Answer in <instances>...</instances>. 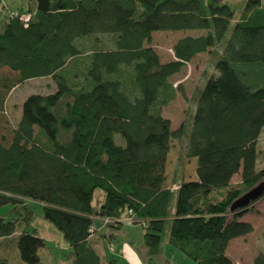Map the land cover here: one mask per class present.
<instances>
[{"label":"trees","instance_id":"16d2710c","mask_svg":"<svg viewBox=\"0 0 264 264\" xmlns=\"http://www.w3.org/2000/svg\"><path fill=\"white\" fill-rule=\"evenodd\" d=\"M27 14L0 17V70L20 75L6 89L51 77L55 90L29 95L13 141L0 143V206L21 207L12 219L0 216V238L22 228L19 258L40 264L47 240L26 230L40 203L69 244L72 264H102L91 240L96 216L115 219L109 225L117 229L127 217L145 222L150 258L167 234L195 264H232L230 242L254 230L241 218L264 198L263 187L249 206L231 211L264 183V167H257L264 0H247L230 33L237 10L220 0H29ZM179 30L204 33L179 39L176 60L162 62L150 45L153 32ZM210 51L218 55L217 73L199 91L188 127L173 130L163 115L177 94L170 77ZM184 135L188 156L197 158L196 179L173 190L166 161L171 139ZM238 172L242 182L234 185ZM97 189L104 192L99 207ZM253 264H264V253Z\"/></svg>","mask_w":264,"mask_h":264},{"label":"rangeland","instance_id":"374dc122","mask_svg":"<svg viewBox=\"0 0 264 264\" xmlns=\"http://www.w3.org/2000/svg\"><path fill=\"white\" fill-rule=\"evenodd\" d=\"M28 1L0 0V17L10 12L26 14ZM220 1L232 4L237 10V15L229 30L230 33L244 12L247 0ZM199 32L203 33L204 31L156 32L152 35L150 45L159 54L162 62H170L176 60L174 47L177 41L186 35H197ZM91 45L90 42L89 46ZM221 49L222 47L219 46L218 50ZM217 58L218 55L211 51L200 53L187 63L179 73L170 77V82L177 89V94L175 99L163 108V115L165 118L170 119L173 130H177L181 124H186L188 127L196 110L199 91L203 88L209 76L217 73L215 68ZM19 78L20 75L17 72H13L8 68L0 70V143L5 146L11 144L18 130L24 100L32 94H48L55 90V83L51 77L33 78L19 83L10 90L6 89L7 83L16 82ZM2 98L4 99L2 100ZM187 144L188 138L186 135L180 138L173 137L170 141V150L166 161V187L173 190L182 181L196 179L197 160L188 156ZM259 147L261 161L264 162V132L261 135ZM240 183L236 179L233 182L234 185ZM103 198L104 192L97 189L93 205L99 207ZM27 203L31 204L29 201ZM33 205L35 207V217L31 226L27 227L26 230L31 232L33 228H37L41 234L46 236L48 247L45 249V253L49 254L50 260L47 262L46 259L44 264H72L71 260L68 259L69 248L63 233L52 222L44 218L43 206L40 203ZM19 211H21L20 204L10 203L0 206V216L7 219L16 217ZM244 217L252 222L254 230L247 234L249 236L245 239L241 236L242 238L231 242L229 254L232 264H252L258 253H264V198L255 202ZM93 224L97 228L102 226L103 228L98 231L108 235V239L102 243L100 251L102 250L110 257L117 256L119 264H195L191 258L170 245L167 234L164 237L160 253L150 258L144 245V227L140 223H126L120 229H117L104 224L101 217L96 216L93 219ZM110 232L116 233L117 237L110 238ZM10 237L2 240L8 242H0V250L4 247L7 248L9 256L13 257L15 246L11 240L12 236ZM109 242L114 243L115 247L110 245L111 248H109ZM5 264L12 263L6 262Z\"/></svg>","mask_w":264,"mask_h":264},{"label":"crops","instance_id":"0c3cea01","mask_svg":"<svg viewBox=\"0 0 264 264\" xmlns=\"http://www.w3.org/2000/svg\"><path fill=\"white\" fill-rule=\"evenodd\" d=\"M27 14V13H26ZM156 32H160V31H155V32H153V33H156ZM204 33V32H203ZM202 32H199V34H197V35H190V36H199V35H202L203 34ZM186 36H189V35H186ZM186 36H184V37H186ZM184 37H182V38H184ZM181 39V38H180ZM200 54V53H199ZM198 55V54H197ZM263 132H264V128L262 129V132H261V134H260V136H259V139H258V148H259V150H260V147H259V143H260V138H261V135L263 134ZM196 160H197V158H195ZM257 167L258 168H263L264 167V162H262L261 161V157H260V155H259V157H258V160H257ZM237 180L238 182H242V176H241V172H238L237 174H235L234 176H233V178H232V183L234 182V180ZM245 215V214H244ZM244 217V216H243ZM102 219V218H101ZM242 220H246L245 219V217L244 218H241ZM246 221H248V220H246ZM250 222V221H249ZM252 223V222H251ZM94 227H95V225H94ZM101 228H103L102 226H101ZM99 226H98V228L97 227H95V232H94V234H93V236H92V238H91V240H92V243H93V246H94V248L96 249V251L98 252V254L100 255V257H101V263L102 264H107L108 262H109V260H117V264H119L120 262H119V259L118 258H116L117 256H113V257H110L108 254H106L105 252H103L102 250L100 251V248H101V245H102V243L105 241V240H107L108 239V235L107 234H102V233H100L98 230L99 229H101ZM37 229V228H36ZM21 230H19V232H20ZM18 232V233H19ZM18 233H16V235H14V236H12V241H13V243H14V248H13V251H14V253H13V257H10L9 256V254H8V249L7 248H5L4 247V249H2V250H0V261H3V262H10V263H12V264H26V263H24V262H22L21 260H20V258H19V253H18V249H17V247H16V241H15V238H16V236H17V234ZM39 234L42 236V237H44L46 240H47V238H46V236H44L43 234H41L40 232H39ZM110 235V238H115V237H117V235H116V233H114V232H110L109 233ZM247 236H249V235H245V236H242L244 239L247 237ZM242 237H237V238H235V239H233L231 242H233L234 240H236V239H239V238H242ZM5 238H11V237H1L0 238V242H6V241H2V240H4ZM10 240V239H9ZM11 241V242H12ZM8 242V241H7ZM231 242H230V244H231ZM108 245H109V248H111L110 247V245H113V247H115V245H114V243H112V242H109L108 243ZM112 247V248H113ZM229 247H230V245H229ZM229 247H228V249H227V254L230 256V254H229ZM68 248H69V244H68ZM45 249H47V248H44V249H42V250H40V254H41V258H42V260H41V263L40 264H44V262H46V259H47V262H48V260H50V256H49V254L48 253H45ZM46 254H47V256H46ZM231 258V257H230ZM195 263V262H194ZM253 264V263H252Z\"/></svg>","mask_w":264,"mask_h":264},{"label":"water","instance_id":"95a60500","mask_svg":"<svg viewBox=\"0 0 264 264\" xmlns=\"http://www.w3.org/2000/svg\"><path fill=\"white\" fill-rule=\"evenodd\" d=\"M263 187L264 183H261L236 199L231 205V211H236L249 206L252 201L258 199L261 196Z\"/></svg>","mask_w":264,"mask_h":264},{"label":"built area","instance_id":"2783aa9c","mask_svg":"<svg viewBox=\"0 0 264 264\" xmlns=\"http://www.w3.org/2000/svg\"><path fill=\"white\" fill-rule=\"evenodd\" d=\"M9 14L18 15L20 13L19 12H10ZM22 18L25 19V20H28L29 19V15L28 14H24V15L22 14ZM102 220L104 221V224H106V225H109L110 223H113L115 221V219H113V218H102ZM121 221L124 222L125 224L126 223H137L138 222L137 220H135L134 218H131V217H127L125 219H122ZM140 224L146 225L145 222L140 223ZM0 264H5V263H0Z\"/></svg>","mask_w":264,"mask_h":264}]
</instances>
